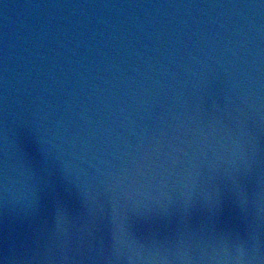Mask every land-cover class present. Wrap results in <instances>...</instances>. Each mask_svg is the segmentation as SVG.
<instances>
[{"label": "water", "instance_id": "1", "mask_svg": "<svg viewBox=\"0 0 264 264\" xmlns=\"http://www.w3.org/2000/svg\"><path fill=\"white\" fill-rule=\"evenodd\" d=\"M0 264H264V0H13Z\"/></svg>", "mask_w": 264, "mask_h": 264}]
</instances>
